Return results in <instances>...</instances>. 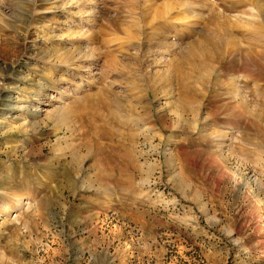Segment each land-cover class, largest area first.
I'll list each match as a JSON object with an SVG mask.
<instances>
[{"label": "rangeland", "instance_id": "1", "mask_svg": "<svg viewBox=\"0 0 264 264\" xmlns=\"http://www.w3.org/2000/svg\"><path fill=\"white\" fill-rule=\"evenodd\" d=\"M0 264H264V0H0Z\"/></svg>", "mask_w": 264, "mask_h": 264}]
</instances>
